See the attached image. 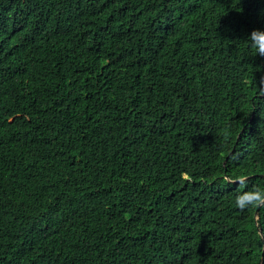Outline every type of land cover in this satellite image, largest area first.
Returning a JSON list of instances; mask_svg holds the SVG:
<instances>
[{"label": "trees", "instance_id": "16d2710c", "mask_svg": "<svg viewBox=\"0 0 264 264\" xmlns=\"http://www.w3.org/2000/svg\"><path fill=\"white\" fill-rule=\"evenodd\" d=\"M253 29L264 0H0V264H264Z\"/></svg>", "mask_w": 264, "mask_h": 264}, {"label": "clouds", "instance_id": "9594fccd", "mask_svg": "<svg viewBox=\"0 0 264 264\" xmlns=\"http://www.w3.org/2000/svg\"><path fill=\"white\" fill-rule=\"evenodd\" d=\"M248 41L249 46L254 50L253 55L258 54L259 56L264 57V29H253L248 36ZM259 86L264 87V77H261ZM248 180L249 176L241 173L235 179L229 178L226 182L229 184L235 183L241 185L243 189L246 188ZM234 203L241 211L264 208V187L256 185L249 190L238 191ZM255 217L257 219L258 215ZM253 227H255L254 224ZM260 230V228L256 230L258 237L260 236Z\"/></svg>", "mask_w": 264, "mask_h": 264}, {"label": "water", "instance_id": "95a60500", "mask_svg": "<svg viewBox=\"0 0 264 264\" xmlns=\"http://www.w3.org/2000/svg\"><path fill=\"white\" fill-rule=\"evenodd\" d=\"M254 214H255V216L258 215V209H255ZM260 264H263V258H261Z\"/></svg>", "mask_w": 264, "mask_h": 264}]
</instances>
